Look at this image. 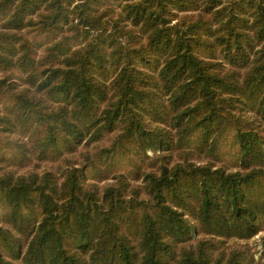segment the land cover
<instances>
[{
  "label": "trees",
  "instance_id": "16d2710c",
  "mask_svg": "<svg viewBox=\"0 0 264 264\" xmlns=\"http://www.w3.org/2000/svg\"><path fill=\"white\" fill-rule=\"evenodd\" d=\"M264 0H0V264H264Z\"/></svg>",
  "mask_w": 264,
  "mask_h": 264
},
{
  "label": "rangeland",
  "instance_id": "374dc122",
  "mask_svg": "<svg viewBox=\"0 0 264 264\" xmlns=\"http://www.w3.org/2000/svg\"><path fill=\"white\" fill-rule=\"evenodd\" d=\"M262 236H264V231L261 232L258 236H256L255 238H253L252 240L249 241V243L253 247V251L255 252L256 257H258L259 251L261 249L260 241H261V237Z\"/></svg>",
  "mask_w": 264,
  "mask_h": 264
}]
</instances>
